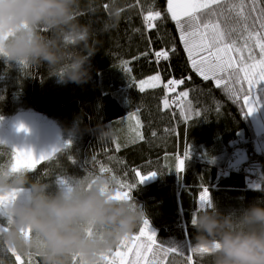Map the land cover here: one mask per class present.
I'll return each mask as SVG.
<instances>
[{"label": "trees", "instance_id": "obj_1", "mask_svg": "<svg viewBox=\"0 0 264 264\" xmlns=\"http://www.w3.org/2000/svg\"><path fill=\"white\" fill-rule=\"evenodd\" d=\"M114 6L119 11L118 23L102 30ZM166 8L167 0H81L78 20L93 29L89 44L97 51L91 57L89 83H63L58 77H48L46 67H21L0 59V118L19 112L43 115L60 128L62 147L72 142L32 172L33 179L50 184L53 192L58 187L57 176L82 179L89 173L100 175L101 165L110 169L103 174L105 178L115 176L125 183H137L133 169L144 174L160 172L147 183H137L131 203L149 220L159 244L183 249L187 255V248L196 244L193 215L209 208L198 201L201 186L208 189L210 204L222 214L257 201L264 204V151L256 148V141L263 137L256 134L251 116L241 111V103L231 99L223 86L218 88L214 80L205 81L192 70ZM149 10L162 13L151 30L143 21ZM162 49L170 52V58L159 65L151 54L143 55ZM124 62L131 68L130 74L124 71ZM157 71L162 83L141 92L138 81ZM169 79H183L184 83L169 92L164 87ZM180 91H189L188 99L200 111L187 123L171 104ZM257 92L264 105V93ZM165 96L170 102L167 109ZM130 113L140 120L138 131L143 140L130 139L129 124H135V119L128 120ZM98 124L109 125L116 132L119 151L114 139L98 142ZM77 128L90 131H68L76 133ZM185 142L190 145V157L184 171L176 172L175 157L182 155ZM12 153L11 147L0 143V166L10 162ZM34 260L41 264L40 258ZM194 260L195 264H210L205 255L194 256ZM0 261L16 264L5 251H0Z\"/></svg>", "mask_w": 264, "mask_h": 264}, {"label": "clouds", "instance_id": "obj_2", "mask_svg": "<svg viewBox=\"0 0 264 264\" xmlns=\"http://www.w3.org/2000/svg\"><path fill=\"white\" fill-rule=\"evenodd\" d=\"M81 0H0V59L31 67H46L63 83L84 85L91 80L90 25L78 20ZM114 6L102 30L115 27ZM79 119V118H78ZM90 131L77 128L76 133ZM98 142L116 139L109 125L98 124ZM6 155V154H5ZM32 172L13 171L10 162L0 170V197L17 199L7 209L11 217L0 240L22 256L41 264H103L141 223L142 211L129 201L112 199L115 186L101 178L88 187L79 179L71 191L32 178ZM23 197V199H21ZM195 247L204 248L210 264H264V204L222 214L214 204L196 215Z\"/></svg>", "mask_w": 264, "mask_h": 264}, {"label": "snow or ice", "instance_id": "obj_3", "mask_svg": "<svg viewBox=\"0 0 264 264\" xmlns=\"http://www.w3.org/2000/svg\"><path fill=\"white\" fill-rule=\"evenodd\" d=\"M104 7L107 9L108 5ZM166 13L175 24L192 70L205 81L214 80L218 88L223 86V90L231 99L241 103V111L244 115L250 116L256 112L260 103L257 90L264 93V88H260L264 84V0H167ZM161 19L162 13L159 10H149L143 15L145 27L149 30L155 28V22ZM149 42L151 43V40ZM175 51L176 48L173 45L171 52ZM150 54L155 57L157 65L161 60L168 61L170 58L168 50L143 53L144 56ZM126 65L127 62H124L123 69L130 74L131 68ZM133 83H137L134 78ZM161 83V74L157 71L156 74L139 80L138 87L143 92L146 87L156 88ZM183 83V79H169L164 87L171 92ZM188 97L189 91H180L171 99V104L179 108V115L185 123L200 115V111L193 107ZM163 106L165 109L170 106L167 96L163 100ZM133 119L135 124H129L130 139L143 140V136L138 131L141 124L136 113L129 114L128 120ZM17 130L27 131L23 125ZM114 143H116V150L119 151L120 145L116 139ZM71 145L72 142L68 141L62 148H54L48 153L41 154L39 159L31 151L14 150L10 160L11 169L33 172L40 162L50 161L56 153ZM189 157L190 145L185 142L182 155L175 157L176 172L184 171L185 161ZM4 166H0V170ZM99 171L100 175L89 173L88 176L79 180L91 187L101 178H105L103 174L110 169L101 165ZM132 171L138 184H143L160 174L158 171H149L144 174L140 169ZM76 180L69 176H57L55 185L63 190L71 191ZM110 181L115 185L112 199L131 202L132 190L137 187V183H125L115 176H112ZM201 188L202 191L198 197L200 206L203 207L204 204L210 206V193L207 188L203 186ZM16 199L15 192L7 197H0V234L6 232L12 222L7 209ZM133 208H135L134 204ZM195 219L194 214L192 225ZM4 246V242L0 240V251L11 253L16 264H35L34 256H22L13 248ZM187 249L186 255L183 249L159 244L156 234L151 231L149 220L142 214L138 232L125 237L109 255L104 256L103 264H195L194 256L203 255L208 251L191 245ZM169 256L172 257L171 260ZM176 257H183V259L177 261ZM0 264H3V261H0ZM72 264H82V262L74 256Z\"/></svg>", "mask_w": 264, "mask_h": 264}, {"label": "rangeland", "instance_id": "obj_4", "mask_svg": "<svg viewBox=\"0 0 264 264\" xmlns=\"http://www.w3.org/2000/svg\"><path fill=\"white\" fill-rule=\"evenodd\" d=\"M261 86L264 87V84ZM33 116L37 115L34 113L19 112L14 116L0 119V143L11 147L13 151H31L39 159L41 154L48 153L54 148H61L63 138L60 128L51 123L47 117L43 115ZM250 116L256 134L259 137H263L256 141V148L258 151H264V105L261 103V100L257 106V111ZM21 125L27 131H18L17 129Z\"/></svg>", "mask_w": 264, "mask_h": 264}]
</instances>
